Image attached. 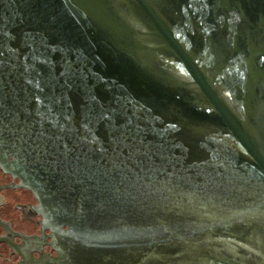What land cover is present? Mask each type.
Here are the masks:
<instances>
[{"label": "water", "instance_id": "95a60500", "mask_svg": "<svg viewBox=\"0 0 264 264\" xmlns=\"http://www.w3.org/2000/svg\"><path fill=\"white\" fill-rule=\"evenodd\" d=\"M0 164L58 264H264V0H0Z\"/></svg>", "mask_w": 264, "mask_h": 264}, {"label": "flooded vegetation", "instance_id": "af4514ba", "mask_svg": "<svg viewBox=\"0 0 264 264\" xmlns=\"http://www.w3.org/2000/svg\"><path fill=\"white\" fill-rule=\"evenodd\" d=\"M40 206L21 176L0 164V264H58L55 238Z\"/></svg>", "mask_w": 264, "mask_h": 264}]
</instances>
